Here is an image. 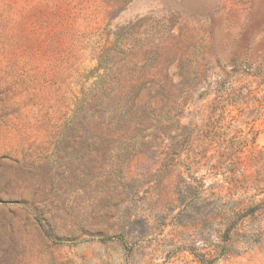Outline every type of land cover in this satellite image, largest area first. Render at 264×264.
I'll use <instances>...</instances> for the list:
<instances>
[{"label":"rangeland","instance_id":"rangeland-1","mask_svg":"<svg viewBox=\"0 0 264 264\" xmlns=\"http://www.w3.org/2000/svg\"><path fill=\"white\" fill-rule=\"evenodd\" d=\"M0 264H264V0H0Z\"/></svg>","mask_w":264,"mask_h":264},{"label":"trees","instance_id":"trees-1","mask_svg":"<svg viewBox=\"0 0 264 264\" xmlns=\"http://www.w3.org/2000/svg\"><path fill=\"white\" fill-rule=\"evenodd\" d=\"M234 210H235L234 208L224 209L225 211L224 215H232ZM227 232H228V229H227Z\"/></svg>","mask_w":264,"mask_h":264}]
</instances>
